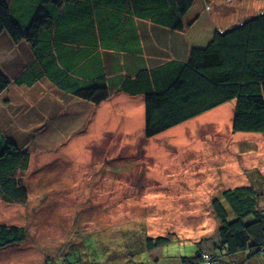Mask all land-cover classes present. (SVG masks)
<instances>
[{
  "label": "rangeland",
  "instance_id": "1",
  "mask_svg": "<svg viewBox=\"0 0 264 264\" xmlns=\"http://www.w3.org/2000/svg\"><path fill=\"white\" fill-rule=\"evenodd\" d=\"M179 3L185 55L213 77L239 60L242 26L264 10V0ZM29 60L24 44L0 36L5 71ZM234 109L228 102L179 125L180 133L147 139L142 97L118 94L92 104L44 81L31 89L11 85L0 96V126L28 145V170L20 175L28 200L0 201V224L25 229L27 239L1 250L0 264H182L196 243L216 237L215 197L251 183L264 193V135L232 133ZM100 111L106 120L97 126ZM221 112L223 121L214 117ZM170 234L171 243L154 254L158 262L135 245Z\"/></svg>",
  "mask_w": 264,
  "mask_h": 264
},
{
  "label": "trees",
  "instance_id": "2",
  "mask_svg": "<svg viewBox=\"0 0 264 264\" xmlns=\"http://www.w3.org/2000/svg\"><path fill=\"white\" fill-rule=\"evenodd\" d=\"M181 14L177 0H0V36L14 47L25 44L30 53L17 71L0 66V96L11 85L31 89L44 81L64 96L92 104L118 94L142 97L147 139L235 101L232 133L264 135V10L244 29L241 25L240 58L220 67L218 77L200 70L180 40L174 45ZM27 146L0 126L2 203L28 200L20 176L29 166ZM257 184L212 200L220 223L216 237L196 243L182 264H264V193ZM171 235L145 236L135 245L150 263L158 262L161 255L154 254L171 243ZM26 239L25 229L0 224V251Z\"/></svg>",
  "mask_w": 264,
  "mask_h": 264
},
{
  "label": "bare ground",
  "instance_id": "3",
  "mask_svg": "<svg viewBox=\"0 0 264 264\" xmlns=\"http://www.w3.org/2000/svg\"><path fill=\"white\" fill-rule=\"evenodd\" d=\"M223 115H224V113L222 114V112H221V114H219V115H216V116H214L215 118H217V119H220V121H223L224 120V118H223ZM106 113H105V111H100L99 113H98V116H97V118H96V125L98 126L99 124H104V121L106 120ZM208 119H212L213 118V115H211L210 117H207ZM180 130H182L181 129V127H176V128H174L172 131H178V133H180ZM171 131V132H172ZM181 135V134H180Z\"/></svg>",
  "mask_w": 264,
  "mask_h": 264
},
{
  "label": "crops",
  "instance_id": "4",
  "mask_svg": "<svg viewBox=\"0 0 264 264\" xmlns=\"http://www.w3.org/2000/svg\"><path fill=\"white\" fill-rule=\"evenodd\" d=\"M177 1H178V5H179V4H180V3H179V0H177ZM179 8H180V6H179ZM181 10H182V9H181ZM182 14H183V13H182ZM195 26H196V24H195ZM178 28H179V25H178V27L176 28V32L178 31ZM181 33L184 34L182 31H180V33H177V36H178V38H179L180 41H181V39H180V36H179V35H180ZM22 44H23V43H22ZM24 45H25V44H24ZM25 46H26V45H25ZM26 47H27V46H26ZM27 48H28V47H27ZM127 97H128V96H127ZM129 99H130V98H129ZM135 101H136V100H135Z\"/></svg>",
  "mask_w": 264,
  "mask_h": 264
}]
</instances>
